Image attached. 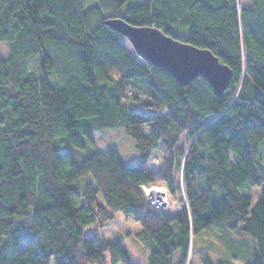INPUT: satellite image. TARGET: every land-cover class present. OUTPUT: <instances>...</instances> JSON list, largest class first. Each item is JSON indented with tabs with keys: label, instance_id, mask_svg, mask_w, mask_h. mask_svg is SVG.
Here are the masks:
<instances>
[{
	"label": "trees",
	"instance_id": "16d2710c",
	"mask_svg": "<svg viewBox=\"0 0 264 264\" xmlns=\"http://www.w3.org/2000/svg\"><path fill=\"white\" fill-rule=\"evenodd\" d=\"M126 1L0 0V264H131L100 233L117 212L140 223L145 264H264V0ZM112 16L208 48L232 72L223 94L140 65ZM114 127L137 161L94 149ZM140 183L165 185L181 209L152 207ZM243 185L259 187L255 202ZM211 224L250 243L231 236L240 255L212 259L194 244Z\"/></svg>",
	"mask_w": 264,
	"mask_h": 264
},
{
	"label": "rangeland",
	"instance_id": "374dc122",
	"mask_svg": "<svg viewBox=\"0 0 264 264\" xmlns=\"http://www.w3.org/2000/svg\"><path fill=\"white\" fill-rule=\"evenodd\" d=\"M141 0H127L121 7V10L128 6L134 5ZM236 3H246L248 0H235ZM188 27H185V31L182 33L181 37L187 34ZM122 42L125 44L127 52L135 57L137 62L145 66V61L138 57L129 42L123 37ZM8 54L7 45L4 42H0V55L5 57ZM28 66L34 68V61L29 62ZM93 147L95 150L104 151L107 149L114 148L117 150L121 161L124 164H131L138 160L139 151L135 147L134 140L128 136L122 127H114L109 129H104L93 134ZM188 138L183 136L181 138V144H185ZM258 160L261 167L264 169V142L259 144L258 148ZM154 158H161V154L158 151L154 152ZM150 167H155L157 164L150 162ZM240 191L246 193L252 197V202H255L259 196V187L253 186L248 187L243 185L240 187ZM174 198V197H173ZM176 198V197H175ZM98 202L102 203L101 198L98 196ZM141 225L139 222L135 221L130 215H125L121 212H117L113 219L108 225L103 226L100 229L101 235L110 242H118L123 248H125L129 253V263L131 264H145L144 260V243L140 241L139 230ZM231 236L239 237L240 240L249 241V235L242 229L228 230L222 228L219 225L211 224L205 230L195 235L194 244L195 247H208L209 255L212 259H217L218 256H230L235 254L240 255L241 250L237 248L236 244L231 245ZM242 242V241H241ZM250 243V241H249ZM230 244V245H229ZM237 249H236V248ZM195 256V255H194ZM173 261H175V255L171 256ZM199 258L196 255L195 261L198 262ZM233 264H243L241 259L234 260Z\"/></svg>",
	"mask_w": 264,
	"mask_h": 264
},
{
	"label": "water",
	"instance_id": "95a60500",
	"mask_svg": "<svg viewBox=\"0 0 264 264\" xmlns=\"http://www.w3.org/2000/svg\"><path fill=\"white\" fill-rule=\"evenodd\" d=\"M104 23L123 36L138 57L165 69L180 85H186L201 76L208 81L217 96H221L226 89L231 69L208 48L175 38L153 25L131 24L121 16L109 17Z\"/></svg>",
	"mask_w": 264,
	"mask_h": 264
},
{
	"label": "built area",
	"instance_id": "2783aa9c",
	"mask_svg": "<svg viewBox=\"0 0 264 264\" xmlns=\"http://www.w3.org/2000/svg\"><path fill=\"white\" fill-rule=\"evenodd\" d=\"M139 187L150 205L158 210L173 214L182 207L177 197L175 198V196L171 195L163 184L140 183Z\"/></svg>",
	"mask_w": 264,
	"mask_h": 264
}]
</instances>
